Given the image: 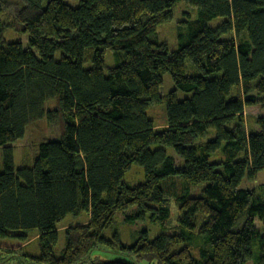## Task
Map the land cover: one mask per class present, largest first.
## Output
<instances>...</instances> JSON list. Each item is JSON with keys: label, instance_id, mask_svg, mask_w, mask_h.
I'll return each instance as SVG.
<instances>
[{"label": "trees", "instance_id": "1", "mask_svg": "<svg viewBox=\"0 0 264 264\" xmlns=\"http://www.w3.org/2000/svg\"><path fill=\"white\" fill-rule=\"evenodd\" d=\"M181 1L189 9L171 50L157 26ZM5 7L0 0V237L37 232L25 264H264V177L242 185L264 170V152L249 155L264 147V0H19L25 46L5 38ZM164 73L174 88L163 95ZM159 103L166 120L155 129L146 111ZM249 106L262 111L255 130ZM42 118L60 125L58 137L15 167L10 144ZM134 165L137 183L125 179ZM170 199L173 232L116 224L132 207L124 225L162 226ZM82 212L87 220L59 242L57 224ZM102 250L118 256L93 258Z\"/></svg>", "mask_w": 264, "mask_h": 264}, {"label": "rangeland", "instance_id": "2", "mask_svg": "<svg viewBox=\"0 0 264 264\" xmlns=\"http://www.w3.org/2000/svg\"><path fill=\"white\" fill-rule=\"evenodd\" d=\"M5 4L4 15L2 19H4L7 24H11L5 31V38L7 40H15L20 41L24 46L26 45L27 35L23 31H21V27L14 22L15 12L17 10V2L19 0H2ZM184 4V1H181L174 5L172 11V18L166 22H163L157 26V33L160 40H163L168 45V48L171 50H175L177 48L176 43V22L180 20L184 14V10H188ZM220 23V18H217L212 24ZM104 61L107 66L112 65V52L107 50L104 54ZM193 63L200 68V63L198 60L194 59ZM162 86L161 93L164 95L170 90L174 88L171 78L168 73H164L162 77ZM190 93L177 91L178 98H183L189 96ZM53 102H48L46 107L52 106ZM262 111L257 106H249L245 107V118H246V128L247 130L253 129L255 130L257 127L253 124V118H256ZM147 115L151 118L154 128L161 129L165 126V107L162 103L154 104L148 108L146 111ZM60 125H50L46 118L39 119L31 124H29L24 132L22 138H19L12 142L10 145L13 148V162L14 166L18 167L22 164H29L32 162L36 155L37 145L41 141V139H52L56 138L59 135ZM169 153L176 156L172 148L168 149ZM264 152V147L252 149L249 152V155L253 156L255 154H260ZM220 154L216 153L211 158L212 160L218 161L220 158ZM2 161L1 156V148H0V165ZM125 179L131 183H137L141 180L142 174L141 170L137 165L132 166L130 171L125 175ZM264 170L260 171L257 177L253 181H243L242 185L245 186H253L256 187L263 181ZM199 189L194 188L193 193L198 192ZM170 210L171 215L168 220L162 225H153L150 223H135L132 225H124L122 222V214H128L133 212V208L130 207L126 209L122 214L117 215V226L124 232L123 230L130 229H139V228H148L151 233V237H153L156 233L166 231L167 233L173 232L175 229L176 221H177V209L173 202V199H170ZM87 220V215L85 212H82L78 216L67 215L63 220H61L57 224V229L59 231V242H62V231L68 226L73 224H81ZM18 233V232H13ZM36 231L28 232L26 235H8L4 237H0V264H25L22 259L19 258L22 251L24 252H32L35 251V240H36ZM233 236L230 234H226L224 237V242H232ZM17 255V256H16ZM93 258L100 259H114L118 255L113 252L106 251H96L94 253ZM143 264V263H142ZM246 264H250L247 262Z\"/></svg>", "mask_w": 264, "mask_h": 264}]
</instances>
